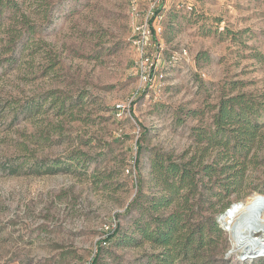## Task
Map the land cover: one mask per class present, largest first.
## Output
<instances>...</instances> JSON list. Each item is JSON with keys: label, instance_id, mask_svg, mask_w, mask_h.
I'll list each match as a JSON object with an SVG mask.
<instances>
[{"label": "rangeland", "instance_id": "374dc122", "mask_svg": "<svg viewBox=\"0 0 264 264\" xmlns=\"http://www.w3.org/2000/svg\"><path fill=\"white\" fill-rule=\"evenodd\" d=\"M15 1L0 15V264H158L140 229L176 208L208 244L175 264H264L227 211L210 231L229 178L202 168L219 158L206 135L220 100L245 93L262 136L228 209L264 202V0H170L152 64L138 62L130 0ZM170 161L190 162L197 186L156 210L171 195L152 165Z\"/></svg>", "mask_w": 264, "mask_h": 264}, {"label": "trees", "instance_id": "16d2710c", "mask_svg": "<svg viewBox=\"0 0 264 264\" xmlns=\"http://www.w3.org/2000/svg\"><path fill=\"white\" fill-rule=\"evenodd\" d=\"M15 5V0H0V15L6 8ZM261 110V108L255 107V103L253 104L246 98L245 93L223 97L218 104V109L213 117L212 128L209 129V133L206 135V148L212 147L217 151L219 150L218 157L225 161L219 167L217 165L220 159L217 158L214 159V163L206 164L202 168L205 174L210 175V177L214 174H224L227 175L226 177L229 180L224 184L222 183V188L214 194L217 196V200L211 204V217L214 218V221L209 227L210 231L218 234L222 233V229L217 222V216L229 210L231 200L228 198L238 192L236 186L243 181L248 161H250L249 154L258 142V136H262L260 117L263 112ZM189 165H191L190 162L181 165L174 161H170L167 165L163 162L152 165L153 170L163 180L165 188L168 189L171 195L170 198H163L156 202L154 209L169 206L176 199H179L176 196H180L182 190H188L189 192L197 186L194 173H192V168ZM52 167L54 168L50 170L55 171L57 166L53 164ZM233 185L235 186L232 188ZM185 195L186 193L183 194V197ZM182 218V214L176 208L165 217L155 216L152 220L154 223L153 228L150 225L141 227L140 232L143 238L161 246L163 249L158 264H175L179 257L195 255L197 250L208 244L205 240L204 224H198L194 230H190L189 227L185 229L186 226L182 224ZM115 231L109 234L107 238L113 237ZM96 263L97 255L92 261V264Z\"/></svg>", "mask_w": 264, "mask_h": 264}, {"label": "built area", "instance_id": "2783aa9c", "mask_svg": "<svg viewBox=\"0 0 264 264\" xmlns=\"http://www.w3.org/2000/svg\"><path fill=\"white\" fill-rule=\"evenodd\" d=\"M169 5L170 0H130V15L133 20L131 41L139 52L138 62L153 63L149 48L159 46L156 37L163 33ZM150 71L143 67L141 70V76L147 82L151 81Z\"/></svg>", "mask_w": 264, "mask_h": 264}, {"label": "bare ground", "instance_id": "6f19581e", "mask_svg": "<svg viewBox=\"0 0 264 264\" xmlns=\"http://www.w3.org/2000/svg\"><path fill=\"white\" fill-rule=\"evenodd\" d=\"M264 202L258 194L252 195L244 203L233 205L221 217L226 230L235 238L236 245L254 244L247 248L250 255L264 256Z\"/></svg>", "mask_w": 264, "mask_h": 264}]
</instances>
